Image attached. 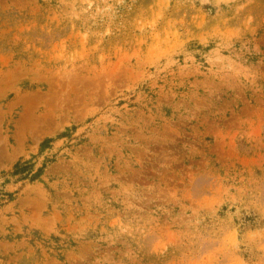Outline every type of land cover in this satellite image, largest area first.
<instances>
[{"label":"rangeland","instance_id":"374dc122","mask_svg":"<svg viewBox=\"0 0 264 264\" xmlns=\"http://www.w3.org/2000/svg\"><path fill=\"white\" fill-rule=\"evenodd\" d=\"M0 264H264V0H0Z\"/></svg>","mask_w":264,"mask_h":264}]
</instances>
